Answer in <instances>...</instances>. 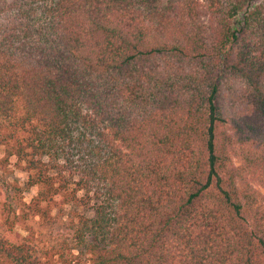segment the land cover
Listing matches in <instances>:
<instances>
[{
	"label": "trees",
	"instance_id": "obj_1",
	"mask_svg": "<svg viewBox=\"0 0 264 264\" xmlns=\"http://www.w3.org/2000/svg\"><path fill=\"white\" fill-rule=\"evenodd\" d=\"M0 143V264H264V0H0Z\"/></svg>",
	"mask_w": 264,
	"mask_h": 264
},
{
	"label": "rangeland",
	"instance_id": "obj_2",
	"mask_svg": "<svg viewBox=\"0 0 264 264\" xmlns=\"http://www.w3.org/2000/svg\"><path fill=\"white\" fill-rule=\"evenodd\" d=\"M16 161V156L6 155L5 144L0 143V184L7 186L9 184H13L14 182H19V185L24 187L25 181L27 180V173L16 164ZM250 180L255 182L251 178ZM34 192L35 191L33 189H30V193L27 194L25 199L26 202L30 200V195ZM260 192L264 194L263 189H260Z\"/></svg>",
	"mask_w": 264,
	"mask_h": 264
}]
</instances>
